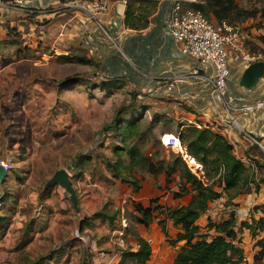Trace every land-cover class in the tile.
Listing matches in <instances>:
<instances>
[{
  "label": "rangeland",
  "instance_id": "374dc122",
  "mask_svg": "<svg viewBox=\"0 0 264 264\" xmlns=\"http://www.w3.org/2000/svg\"><path fill=\"white\" fill-rule=\"evenodd\" d=\"M157 1L126 0L130 12L125 26L148 21ZM234 2L248 15L225 21L238 28L245 50L264 60V0ZM58 18L46 14L5 22L0 35V157H8L12 164L0 180V264H116L121 252L135 249L137 235L150 245L142 264H171L184 239L162 209L185 205L191 191L180 190L177 172L165 178L162 172L152 175L127 167L124 149L135 143L153 160L179 155L161 144L159 135L166 129L177 133L184 125L135 111L134 104L125 102L127 90L118 79L79 78L90 62L81 60L86 56L79 53V42L74 43L77 56L62 54L63 44L55 40ZM132 119H137L138 131L126 135L124 123ZM260 156L264 158L263 153ZM116 159L122 175L138 179L136 190L112 176ZM59 167L68 171L75 206L61 185L45 184ZM190 170L201 178L202 171ZM213 187L221 190L216 179ZM250 187L253 184L248 183L233 197L221 192L208 201L195 220L199 228L193 239L210 238L216 234L211 224L229 216L236 230L250 218L254 223L258 217L264 219V198L255 196ZM135 203L150 207L147 224L136 220L143 215L134 210ZM245 231L241 228L235 235L242 262L264 264V254L253 258L264 232L250 236ZM124 264L136 263L126 258Z\"/></svg>",
  "mask_w": 264,
  "mask_h": 264
},
{
  "label": "crops",
  "instance_id": "0c3cea01",
  "mask_svg": "<svg viewBox=\"0 0 264 264\" xmlns=\"http://www.w3.org/2000/svg\"><path fill=\"white\" fill-rule=\"evenodd\" d=\"M40 2L38 4L45 8L31 16L19 12L10 13L0 8V35L3 34L5 22L13 24L19 18L24 20L56 14L59 17V27V23L71 15L70 6L44 3V0ZM125 6L120 1L114 3L111 15L117 22L115 31H120L119 45L126 54V60L109 52L104 46H100L98 60L91 57L79 43V51L82 52L79 53L94 63L92 66L83 64L87 66V73L102 74L106 79L120 80L125 90H132L129 92V105L134 104L135 111L142 110L149 115L151 113L152 118L156 117L158 121L165 118L166 122H173L178 126L197 123L223 135L232 144L234 154L251 170L248 183L253 184L250 187L252 192L255 196L264 198V158L260 156L264 152L256 143L243 140L242 132H239L242 130L255 135L264 145V108L254 114H245L238 110L242 103L264 96V75L253 86L242 87L238 84V77L243 67L232 57L226 87L222 93H215L206 78L207 70L183 54L180 44L165 31L163 15L167 3L161 6L157 1L154 12L146 26L141 29L124 26ZM77 24L71 19L65 33L61 37H55V40L63 44L59 49L65 54H77V44H74L79 42ZM57 26L55 29H58ZM171 80L172 86L164 85ZM227 113L235 117L234 126L226 121ZM162 132L173 131L166 129Z\"/></svg>",
  "mask_w": 264,
  "mask_h": 264
},
{
  "label": "trees",
  "instance_id": "16d2710c",
  "mask_svg": "<svg viewBox=\"0 0 264 264\" xmlns=\"http://www.w3.org/2000/svg\"><path fill=\"white\" fill-rule=\"evenodd\" d=\"M203 2L204 10L201 11L200 6ZM203 2L195 5V7L207 17H211L208 15L210 13L216 21L226 20L229 22L244 13L235 4L234 0H203ZM125 4L124 23L130 12V3L127 2ZM242 15L246 16L248 13ZM146 24L147 19L144 18L138 25L130 21L129 26L133 27L132 29H141ZM61 56L64 59L67 58L66 55ZM81 60L84 62L88 61L90 65H94L93 61L88 57H81ZM89 74H79L80 76H78L79 78H93ZM103 78L105 77L100 79ZM113 81L115 82V80ZM122 107L123 105L117 107L110 122L117 118L116 113L120 112ZM124 125L126 135H131L138 131L137 119L126 120ZM178 138L186 153L192 155L201 164V178L190 170L179 155H172L168 158L158 157L153 160L145 155L135 143L126 145L124 149L128 156L127 167H138L152 175L162 172L165 178L171 173L177 172L180 190L190 189L191 191L185 205L177 207L167 206L162 209L164 216L170 218L172 224L181 230L180 237L184 239V244L175 252L171 264H246L242 262V249L241 246H237L238 239L235 240V235L241 228L246 229L250 236H254L257 231L264 232V219L262 217H258L255 223L253 218H250L249 221L240 222L238 230H236L234 218L229 216L211 224L216 234L210 238L197 237L193 239L199 228L195 220L207 208L208 201L220 196L221 192L233 197L250 181V174L246 166L233 154L232 145L227 139L210 127H196L192 123L184 124L182 130L178 132ZM120 163V159H116L111 164L112 176L120 177L122 181H126L131 185L132 190H136L139 187L138 179L134 176L128 178L122 175L118 169ZM214 179L218 181L220 191L213 187ZM178 193L176 192L174 195L177 196L179 195ZM134 210L143 215L142 217H136L138 222L144 225L149 222L150 207L135 203ZM262 239H264V234L260 239H257L259 249L253 255L256 260H259L261 255L264 254V242ZM149 255L150 245L148 241L137 235L135 249L121 252L120 259L116 264H124L126 258H130L133 263L142 264L148 259ZM251 264L259 263L254 262Z\"/></svg>",
  "mask_w": 264,
  "mask_h": 264
},
{
  "label": "built area",
  "instance_id": "2783aa9c",
  "mask_svg": "<svg viewBox=\"0 0 264 264\" xmlns=\"http://www.w3.org/2000/svg\"><path fill=\"white\" fill-rule=\"evenodd\" d=\"M40 1L0 0V8L10 13L19 12L23 15L31 16L45 8V6L38 4L41 3ZM44 1V3H60L62 6H70L71 8L70 19L67 17L59 23L56 37H61L65 33L69 21L73 19L79 26L77 33L79 43L91 57L99 60L100 46H104L109 52L126 60V54L119 45L118 36L120 31L119 29L115 31L117 22L111 15L114 3L119 1L126 3V0ZM202 2L203 0H158L161 6L163 3L168 5L164 7L165 13L163 15L165 31L180 44V51L183 54L207 70L206 78L210 81L211 90L220 94L225 89L230 75L232 57L236 58L243 68L256 59L245 50L242 34L236 26L228 24L225 20L216 21L212 17H207L195 7V5ZM263 75L264 69L259 79ZM89 76L96 79L104 77L102 74H89ZM172 81H167L164 85L170 87L173 85ZM131 91L126 92V103L129 102V92ZM263 108L264 96H260L242 103L238 110L245 114H254ZM226 121L233 126L235 125V117L230 113L226 114ZM193 125L202 127L197 123ZM239 132H242L243 140L256 143L264 152V145L255 135L242 130ZM159 140L164 146H169L176 150L175 152L178 150L182 159L184 155H189L179 141L178 132H162L159 135ZM242 146H244V141ZM0 165H2L5 172L12 167L11 160L5 156L0 157ZM189 168L191 169V167ZM198 169L200 172L202 171L201 164ZM122 228H119V233H121Z\"/></svg>",
  "mask_w": 264,
  "mask_h": 264
},
{
  "label": "water",
  "instance_id": "95a60500",
  "mask_svg": "<svg viewBox=\"0 0 264 264\" xmlns=\"http://www.w3.org/2000/svg\"><path fill=\"white\" fill-rule=\"evenodd\" d=\"M264 69V60L256 59L249 62L240 72L238 84L244 88L253 86L262 74ZM5 174V170L0 165V180ZM56 182L61 185L68 193L69 199L73 206L76 204V194L71 183L68 171L64 167L56 168L52 174L46 179L45 184Z\"/></svg>",
  "mask_w": 264,
  "mask_h": 264
},
{
  "label": "bare ground",
  "instance_id": "6f19581e",
  "mask_svg": "<svg viewBox=\"0 0 264 264\" xmlns=\"http://www.w3.org/2000/svg\"><path fill=\"white\" fill-rule=\"evenodd\" d=\"M183 159L187 163V165L191 167V169H198V167L200 166V163L192 155H184Z\"/></svg>",
  "mask_w": 264,
  "mask_h": 264
}]
</instances>
